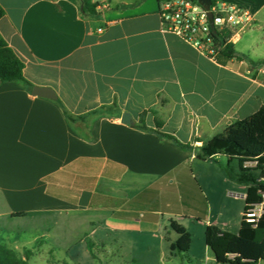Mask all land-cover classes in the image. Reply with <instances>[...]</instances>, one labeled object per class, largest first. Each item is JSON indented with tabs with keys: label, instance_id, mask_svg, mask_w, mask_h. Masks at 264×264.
<instances>
[{
	"label": "crops",
	"instance_id": "1",
	"mask_svg": "<svg viewBox=\"0 0 264 264\" xmlns=\"http://www.w3.org/2000/svg\"><path fill=\"white\" fill-rule=\"evenodd\" d=\"M223 1L253 17L232 38L241 59L226 65L164 33L158 0H92L96 17L82 15L81 0H0V34L25 63V77L59 101L0 81V238H14L5 245L17 248L31 221L82 218L95 228L99 215L111 229L168 216L192 237L185 220L238 233L236 205L247 187L227 177V158L201 160L134 127L147 111L148 127L160 120L161 131L200 147L264 106V0ZM62 106L76 115L106 108L91 125L92 142L71 128ZM124 112L134 125L121 122ZM186 164L206 200L201 221L181 200ZM170 172L175 177L164 182ZM186 198L192 208L200 200L187 191Z\"/></svg>",
	"mask_w": 264,
	"mask_h": 264
},
{
	"label": "trees",
	"instance_id": "2",
	"mask_svg": "<svg viewBox=\"0 0 264 264\" xmlns=\"http://www.w3.org/2000/svg\"><path fill=\"white\" fill-rule=\"evenodd\" d=\"M217 0H211L214 4ZM83 3L82 15L85 17H96L97 3L92 0H81ZM5 12L0 6V19ZM214 38L219 44L215 61L226 65L233 59H241L232 42L226 39L231 33H220L214 30ZM263 62L253 63L260 65ZM25 63L9 46L0 34V81L2 83H15L28 92H32L34 85L24 75ZM59 103L58 100H56ZM64 115L71 128L86 142H92L91 125L99 117L106 116V108L101 107L86 113L76 115L62 106ZM154 112V111H152ZM148 112L140 115L139 122L135 128L152 132L160 138L166 139L184 151H195L201 160H212L215 156H225L227 164L223 167L227 177L247 187L244 197V210L240 229L238 233L222 231L216 225H208L205 230V242L213 254L217 264H259L264 261V212L256 224L249 217L250 212L258 205L264 206V106L250 117L237 121L228 126L221 135L195 147L191 143L181 142L175 135L161 131L163 122L157 120L155 128L148 127L145 116ZM187 174L186 181H181L180 193L185 213H194L197 220L201 221L205 215L206 200L202 194L197 180L192 176L189 165L181 166ZM175 177L174 172L167 174L162 180L164 182ZM185 182V183H184ZM171 188L175 189V186ZM186 191L200 196V200L193 202L195 207H190V200L186 198ZM193 198V197H190ZM192 202V201H191ZM173 210L179 211L177 197L171 199ZM199 211V212H198ZM171 229L176 233L177 239L170 246L171 256H183L187 254L192 245V236L177 221L171 220ZM89 253L94 258V243L85 239ZM30 251H26L20 257L13 249L5 244H0V264H29ZM62 264H69L64 262ZM130 264V263H123Z\"/></svg>",
	"mask_w": 264,
	"mask_h": 264
},
{
	"label": "rangeland",
	"instance_id": "3",
	"mask_svg": "<svg viewBox=\"0 0 264 264\" xmlns=\"http://www.w3.org/2000/svg\"><path fill=\"white\" fill-rule=\"evenodd\" d=\"M225 161V159H224ZM236 205L238 225L242 219L244 200L240 197ZM95 228L85 219L70 222L39 223L31 221V231L22 233L17 248L20 257L31 252L29 264H216L205 243V224L185 220L183 223L192 231V246L188 256H171L170 246L177 235L171 229L168 216L159 223H134L111 229L105 215H99ZM36 230V231H34ZM83 232L89 233L95 243V258L90 255L86 243L81 240ZM5 237L7 231L2 233ZM13 236V233H10ZM14 241L0 238V244ZM10 245V244H8Z\"/></svg>",
	"mask_w": 264,
	"mask_h": 264
},
{
	"label": "built area",
	"instance_id": "4",
	"mask_svg": "<svg viewBox=\"0 0 264 264\" xmlns=\"http://www.w3.org/2000/svg\"><path fill=\"white\" fill-rule=\"evenodd\" d=\"M161 30L173 34L215 60L219 44L214 30L231 33L232 38L251 26L252 14L239 5L217 0L206 10L198 0H158ZM212 15V24L209 20ZM213 25V26H212ZM264 212L263 204L256 206L249 214L251 221L259 222Z\"/></svg>",
	"mask_w": 264,
	"mask_h": 264
},
{
	"label": "water",
	"instance_id": "5",
	"mask_svg": "<svg viewBox=\"0 0 264 264\" xmlns=\"http://www.w3.org/2000/svg\"><path fill=\"white\" fill-rule=\"evenodd\" d=\"M198 2L206 9L209 10L211 7V0H198ZM81 8H83V3L81 5ZM209 20L212 24V15L209 12ZM213 26V25H212ZM32 94L34 96L42 97V98H48L52 100L57 99V95L55 91L50 87H42V86H34L32 89ZM121 122L126 125H134V119L132 115L128 112H124L121 116Z\"/></svg>",
	"mask_w": 264,
	"mask_h": 264
}]
</instances>
